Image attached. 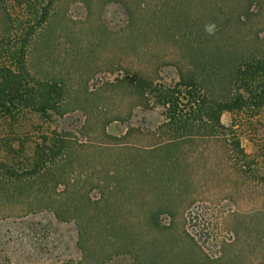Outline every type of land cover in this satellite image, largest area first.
Wrapping results in <instances>:
<instances>
[{
    "label": "rangeland",
    "instance_id": "obj_1",
    "mask_svg": "<svg viewBox=\"0 0 264 264\" xmlns=\"http://www.w3.org/2000/svg\"><path fill=\"white\" fill-rule=\"evenodd\" d=\"M161 1L57 0L51 38L34 46L30 61L38 76L65 85L68 111L57 130L76 149L53 167L56 189L50 175L27 180L21 195L0 181V264H264V111L234 136L174 132L165 109L124 81H179L178 65H188L172 33L204 24L207 7L217 17L228 9L226 0ZM261 12L247 27L260 28L259 37ZM246 116L227 112L222 123ZM44 123L34 111L1 115L0 159L9 144L36 139ZM234 137L246 155L233 148ZM81 198V220H60L43 206L26 210L51 200L80 206ZM82 233L90 237L87 255Z\"/></svg>",
    "mask_w": 264,
    "mask_h": 264
},
{
    "label": "trees",
    "instance_id": "obj_2",
    "mask_svg": "<svg viewBox=\"0 0 264 264\" xmlns=\"http://www.w3.org/2000/svg\"><path fill=\"white\" fill-rule=\"evenodd\" d=\"M56 2L0 0V116L15 117L34 111L45 122L40 125V135L36 139L23 142L19 148L9 144L6 149L8 158L0 159V181L11 182L20 195L24 194L22 184L31 181L33 184L38 178L46 182L48 178L44 177L48 175L55 177L52 180L53 189H56L60 179L55 168L69 161L76 149L72 137L57 130L59 120L68 111L64 105L65 85L54 78L38 76L30 61L34 46L39 47L51 38L48 28L54 20ZM161 4L169 3L162 0ZM263 7L264 0H226V4L221 5L225 10L219 18L214 7H207L204 24L195 26L187 34L181 28L176 35L172 33L170 37L183 62L188 65L185 71L178 65L179 81L162 84L138 75L134 83L123 80L133 85L137 96L148 104L153 101L165 109L166 124L174 132L190 134L196 129L204 131V135L226 136L229 130L234 136V130L239 126L254 127L259 122L254 123L255 116L264 111V36L259 37L260 28L254 32L247 27L252 17L262 14ZM218 23L225 28L219 30ZM227 112H242L247 116L245 119L234 118L231 125L226 126L222 117ZM88 123L89 120L83 125L86 133L90 128ZM102 130L107 136L105 126ZM232 145L246 155L238 138L234 137ZM80 201V206L63 208L51 200L44 205H28L31 207L26 210L43 206L60 220L68 221L72 217L81 220L87 201L83 198ZM78 244L87 255L90 246L88 233L80 235Z\"/></svg>",
    "mask_w": 264,
    "mask_h": 264
}]
</instances>
